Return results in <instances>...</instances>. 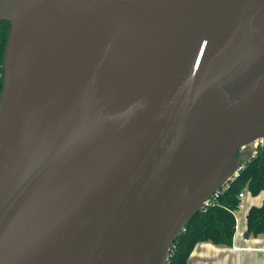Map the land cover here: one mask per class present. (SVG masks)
<instances>
[{"label":"water","instance_id":"95a60500","mask_svg":"<svg viewBox=\"0 0 264 264\" xmlns=\"http://www.w3.org/2000/svg\"><path fill=\"white\" fill-rule=\"evenodd\" d=\"M0 22V264H169L264 145V0H0Z\"/></svg>","mask_w":264,"mask_h":264},{"label":"trees","instance_id":"16d2710c","mask_svg":"<svg viewBox=\"0 0 264 264\" xmlns=\"http://www.w3.org/2000/svg\"><path fill=\"white\" fill-rule=\"evenodd\" d=\"M8 22H0V92L3 85L1 64L8 34ZM232 188L222 194L218 204L198 212L176 240L175 252L169 264H188V258L200 241H212L219 245L233 244L236 231V215L239 193L249 189L255 196L264 191V145L248 161ZM247 230L253 235H264V201L252 206L247 214Z\"/></svg>","mask_w":264,"mask_h":264},{"label":"crops","instance_id":"0c3cea01","mask_svg":"<svg viewBox=\"0 0 264 264\" xmlns=\"http://www.w3.org/2000/svg\"><path fill=\"white\" fill-rule=\"evenodd\" d=\"M256 197L252 196L248 201L246 217L252 206L263 204L264 195L260 199ZM188 264H264V235L250 234L247 218L243 226L240 218L231 246L200 241L191 252Z\"/></svg>","mask_w":264,"mask_h":264},{"label":"built area","instance_id":"2783aa9c","mask_svg":"<svg viewBox=\"0 0 264 264\" xmlns=\"http://www.w3.org/2000/svg\"><path fill=\"white\" fill-rule=\"evenodd\" d=\"M258 152V151H257ZM256 152V153H257ZM255 153V154H256ZM245 168V164H242L236 171H234V173L220 186V188L212 195L211 198H209L208 200H206L202 206V210H206L207 208L214 206L216 204H218V199L219 197L224 194L226 191L230 190L233 186V184L239 179V177L241 176V171L242 169ZM246 191L242 190L239 193V206L236 213H239L241 211V209L243 208V204H244V200L246 198ZM240 218L241 216H236V229L239 227L240 224ZM176 241L172 244L171 249H170V257L171 255L175 252L176 249Z\"/></svg>","mask_w":264,"mask_h":264},{"label":"rangeland","instance_id":"374dc122","mask_svg":"<svg viewBox=\"0 0 264 264\" xmlns=\"http://www.w3.org/2000/svg\"><path fill=\"white\" fill-rule=\"evenodd\" d=\"M261 144H262V141H260L259 146H261ZM253 146H255V145H253ZM253 146H251V148H252ZM257 146H258V145H257ZM257 149H259V147H258ZM245 191H246L247 195H246V198H245V200H244L243 208L241 209V211H240L239 213H236V216H241L242 226H243V224L245 223V219H246V211H247V204H248V201L252 198V196H254V195L250 192L249 189H246ZM263 195H264V192L261 191L260 193H258V194L255 195V196H257L256 199H260V197H262Z\"/></svg>","mask_w":264,"mask_h":264},{"label":"flooded vegetation","instance_id":"af4514ba","mask_svg":"<svg viewBox=\"0 0 264 264\" xmlns=\"http://www.w3.org/2000/svg\"><path fill=\"white\" fill-rule=\"evenodd\" d=\"M2 65V64H1Z\"/></svg>","mask_w":264,"mask_h":264}]
</instances>
